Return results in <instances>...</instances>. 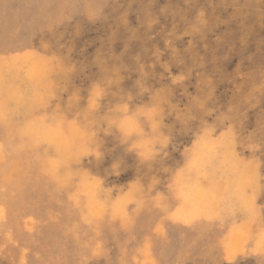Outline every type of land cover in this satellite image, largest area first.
<instances>
[{
  "label": "rangeland",
  "instance_id": "rangeland-1",
  "mask_svg": "<svg viewBox=\"0 0 264 264\" xmlns=\"http://www.w3.org/2000/svg\"><path fill=\"white\" fill-rule=\"evenodd\" d=\"M0 264H264V0H0Z\"/></svg>",
  "mask_w": 264,
  "mask_h": 264
},
{
  "label": "bare ground",
  "instance_id": "bare-ground-1",
  "mask_svg": "<svg viewBox=\"0 0 264 264\" xmlns=\"http://www.w3.org/2000/svg\"><path fill=\"white\" fill-rule=\"evenodd\" d=\"M156 114H157V113H156ZM152 116H153V115H152ZM43 133H44V132H43ZM57 133H58V132H57ZM43 135H44V134H43ZM43 135H42V136H43ZM67 135H68V134H67ZM42 136H40V138H42ZM55 138H56V137H55ZM76 139H77V138H76ZM79 139H80V138H79ZM43 140H44V139H43ZM45 140H46V139H45ZM53 141H54V140H53ZM55 141H56V139H55ZM74 141H75V140H74ZM58 142H59V141H58ZM52 143H53V142H52ZM70 143H71V142H70ZM53 144H54V143H53ZM55 144H56V143H55ZM55 144H54V145H55ZM78 144H79V143H78ZM56 145H57V144H56ZM58 146H59V145H58ZM60 147H61V146H60ZM60 147H59V148H60ZM73 147H74V146H73ZM64 153H65V152H64ZM178 217H179V216H178ZM245 232H246V230H245ZM236 246H237V245H236ZM234 250H235V248H234ZM238 251H239V250H238Z\"/></svg>",
  "mask_w": 264,
  "mask_h": 264
}]
</instances>
